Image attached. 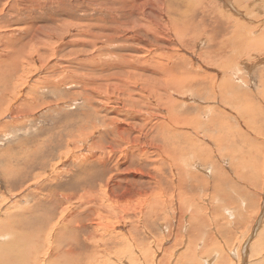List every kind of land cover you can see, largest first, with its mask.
Returning <instances> with one entry per match:
<instances>
[{
  "label": "rangeland",
  "instance_id": "rangeland-1",
  "mask_svg": "<svg viewBox=\"0 0 264 264\" xmlns=\"http://www.w3.org/2000/svg\"><path fill=\"white\" fill-rule=\"evenodd\" d=\"M209 1L0 0V264H264V0Z\"/></svg>",
  "mask_w": 264,
  "mask_h": 264
},
{
  "label": "bare ground",
  "instance_id": "bare-ground-1",
  "mask_svg": "<svg viewBox=\"0 0 264 264\" xmlns=\"http://www.w3.org/2000/svg\"><path fill=\"white\" fill-rule=\"evenodd\" d=\"M213 1H214V0H212L211 2H213ZM260 1H261V0H260ZM211 2L209 1V3H210L211 5L213 4V5H212V7H213L215 4H214V3H211ZM240 2H243V1H240ZM251 2L253 3V2H255V1H251ZM255 5H256V3H255ZM193 6H194V5H193ZM222 7H223V6H222ZM259 17H261V16H259ZM255 21H257V20H255ZM258 23H259V22H258ZM261 24H263V23H261ZM258 26H259V25H258ZM260 26H261V25H260ZM245 34H246V33H245ZM245 34H244V35H245ZM259 44H260V43H259ZM218 57H219V56H218ZM222 83H223V82H222ZM101 151H102V150H101ZM239 153H240V152H239ZM241 158H242V157H241ZM238 161H239V160H238ZM245 164H246V163H245ZM253 164H254V163H253ZM255 166H256V165H255ZM247 168H248V167H247ZM257 168H258V167H257ZM248 169H249V168H248ZM258 171H259V170H258ZM260 171L263 172V169L260 170ZM241 172H242V171H241ZM252 172H253V171H252ZM252 172H251V174H252ZM256 173L259 174L258 172H256ZM258 176H259V175H258ZM247 182H248V179H247ZM252 184H253V183H251L250 185H252ZM252 189H253V188H252ZM259 205H260V204H259ZM262 206H263V204L261 205V207H262ZM255 209H256V208H255ZM237 210H238V209H237ZM246 213H247V212H246ZM33 217H34V218H38V219H40V221H39L38 224L41 225V226L39 225L40 227H43V228H44V226H47V224H48V226H49V224L52 223V222H49V221H50L51 219H53V217H54L55 219H59L61 216H57V217H55V216H54V213L52 212V213H50V215L45 214V215H44L45 218H42L43 220L41 219L40 215H38V214H37V215H34ZM44 220H45L46 222H45ZM53 220H54V219H53ZM25 221H27L26 218H24V219H22L21 221H19V222L17 223V225H23ZM59 221H60V220H59ZM47 222H48V223H47ZM54 222H55V221H54ZM42 225H43V226H42ZM5 228H6V227H3L2 229H5ZM38 228H39V227H38ZM46 228H47V227H46ZM54 228H56V225L52 227V230H53ZM40 230H41V229H40ZM49 230H50V229H49ZM52 230H51V231H52ZM44 231H45V230H44ZM42 232H43V231H42ZM48 232H49V231H48ZM36 233L39 234L40 232H39L38 230H36ZM41 234H42V233H41ZM49 234H50V232H49ZM45 235H46V234H45ZM50 235H51V234H50ZM38 236H39V235H38ZM35 237H36V236H35ZM44 237H45V236H44ZM42 239H43V238H42ZM36 240H41V238H37ZM54 241H55V240H54ZM42 242H43V241H42ZM50 244H51V242H50ZM231 262H232V261H231Z\"/></svg>",
  "mask_w": 264,
  "mask_h": 264
}]
</instances>
